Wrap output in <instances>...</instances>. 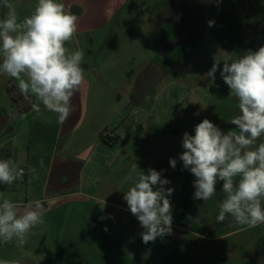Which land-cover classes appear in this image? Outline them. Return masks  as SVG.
I'll return each instance as SVG.
<instances>
[{
    "label": "rangeland",
    "instance_id": "1",
    "mask_svg": "<svg viewBox=\"0 0 264 264\" xmlns=\"http://www.w3.org/2000/svg\"><path fill=\"white\" fill-rule=\"evenodd\" d=\"M127 1V7L118 10L112 20L92 23H100L104 28L91 38L89 45L83 48L78 35L66 45L69 50L79 48L85 52L82 66L85 78L93 81L91 93L114 95L111 98L117 113L102 117L103 128L99 132L110 145L105 142L89 150V154L94 152L89 162L87 156L77 158L83 159L81 172V164H56L51 183L58 191L44 195L47 166L54 159L73 161L85 151L83 145H75L76 152L71 155L65 137L57 136V120L46 119L36 111L23 114L14 131L0 140V149L8 143L12 160L21 168L26 169L27 162L33 161L36 171L31 180H17L9 187H19L24 201L43 199L45 221L27 234L23 246L16 240L0 242V261L8 264H264V224L248 228L230 216L224 222H217L218 206L225 196L222 182L217 184V192L209 201L193 199L195 177L183 169L179 160L183 133L194 135L195 125L203 119H209L224 132L235 128L230 120L238 114V101L229 96L219 70L214 83L201 77L211 69L218 49L242 55L249 49L255 51L264 46V0ZM10 2L23 19L33 11L37 0ZM91 11L95 12L96 7ZM6 13L7 9L0 8V18ZM210 20L214 21L212 27L208 26ZM166 40L169 44H165ZM186 46L189 51L199 53L200 64H204L201 72L192 73L185 65L187 62L180 55ZM161 47L172 52L169 59L163 60ZM128 48L130 54H126ZM189 51L185 58L193 53ZM124 58L129 59L124 62ZM150 60L161 67L159 74L151 68L146 70L147 66L144 69ZM176 62L181 65L175 66ZM124 64H129L128 68ZM1 78L0 95L4 86ZM128 93L136 101L122 110ZM38 107L39 111L46 110L42 104ZM47 121L49 127L45 125ZM115 127L125 141L120 139L115 144L117 140L111 137ZM41 130L48 133L40 143L37 134ZM261 142L264 136L256 146ZM170 158L177 159L175 169L169 164ZM133 164L145 174L149 167L163 170L162 178L171 181L165 188L174 189L169 197L172 234L148 244L142 242L140 233L144 229L123 199L130 185L122 181Z\"/></svg>",
    "mask_w": 264,
    "mask_h": 264
},
{
    "label": "clouds",
    "instance_id": "2",
    "mask_svg": "<svg viewBox=\"0 0 264 264\" xmlns=\"http://www.w3.org/2000/svg\"><path fill=\"white\" fill-rule=\"evenodd\" d=\"M0 8L7 9L0 18V77L15 79L27 103L39 111L33 104L35 98L63 124L73 112V97L85 83V52L66 47L76 37L78 16L61 0H37L33 11L23 19L10 0H0ZM213 25L214 21H208L209 27ZM218 70L229 96L238 101V114L230 120L235 128L224 132L203 119L195 125L194 135L183 133L179 160L195 177L193 199L209 201L222 182L225 196L218 206L217 222L230 216L237 224L254 228L264 224V142L256 146L264 136V46L242 55L218 49L211 69L201 78L214 83ZM169 164L175 169L177 159L170 158ZM29 171L35 173L36 169ZM161 171L149 167L145 174L133 164L122 181L130 185L123 199L144 229L140 235L145 244L172 234L169 197L174 189L165 188L171 181L162 178ZM23 177L24 169L15 161L0 158V184L12 185ZM43 210L39 199L21 207L0 198V242L16 240L23 246L27 234L44 224Z\"/></svg>",
    "mask_w": 264,
    "mask_h": 264
},
{
    "label": "crops",
    "instance_id": "3",
    "mask_svg": "<svg viewBox=\"0 0 264 264\" xmlns=\"http://www.w3.org/2000/svg\"><path fill=\"white\" fill-rule=\"evenodd\" d=\"M62 3L65 4L66 9L71 11L73 14L77 15L78 20V31L77 34L80 38V44H83V48L86 45H89V42L91 41V38L96 36V33L100 30H102L104 27H101L100 23L93 24L94 22H101L103 21H109L112 20L114 14L120 10L124 9L128 5L127 0H61ZM92 7H96L95 12H90ZM101 10H100V9ZM97 10H100L98 13ZM104 11H106V15L104 14ZM107 19V20H106ZM107 21V22H108ZM165 44H169V41L166 40ZM171 43V42H170ZM113 45V44H112ZM162 46V45H160ZM117 49V47L115 48ZM117 52H120V48L117 49ZM131 53V48H128L126 54ZM161 57L164 58L163 60L169 59L171 57L172 52H169L165 50L164 48H160ZM129 58H124L122 61L127 62ZM144 65L146 70L149 68L152 69L155 73L161 72V67L157 65L156 63L147 62ZM129 64H124V67L128 68ZM96 70V69H95ZM93 83V81H91ZM89 80L85 78V83L82 86L81 90L73 97L72 99V106H73V112L71 116L63 123L60 124L56 121V133L58 137H65L66 144H68V148L72 150L71 155L75 154V149L77 144H82L83 148H85V151H81L74 159L71 160H65V159H54L53 162L50 163V165L47 166V172H46V178L43 184V194H52L57 192L58 190L54 187V184L51 183L52 176L55 171V165L59 164L62 165L64 163L73 162L74 165L81 164L80 166V172L83 169V159L78 160L77 158H81L82 156H87L86 161H91V155L94 154V152H90L89 150L98 148L105 144V142L102 140L101 135H99V132L101 130V126L103 128V120L102 117L104 115H112L115 112L116 105H114V99L113 94L109 95H98L91 93V83ZM128 90V88L126 89ZM145 95L143 96V98ZM142 99V97L140 98ZM136 101L135 96L132 94H129L126 96L124 104L121 105L122 110L127 109L131 103H134ZM39 102L35 101V105L38 106ZM127 106V108H126ZM36 111L34 108H32L30 111L24 113L29 114L31 112ZM37 115L38 113L41 114L42 117L46 119L57 120L56 114L51 113L47 110L43 111H36ZM40 116V115H39ZM108 122H106L107 126ZM45 125H50V121H47ZM14 131V130H13ZM38 141L41 143L45 140V136L48 133L45 130H41L38 132ZM45 137V138H44ZM113 139H115V144L122 139L119 135V132L117 130V127H115V134L111 136ZM125 141V138H123ZM122 139V140H123ZM85 154V155H84ZM97 161V159H96ZM24 169L26 171V174L24 175L23 179L28 181V179L31 178L32 172L29 171V169L33 168V161L29 160L27 162V166ZM31 180V179H30ZM0 189H2L1 193L3 196L0 198H7L15 203H17L19 206H23L29 201H24L22 193L23 191L19 187H9V185L0 184ZM28 193V192H26ZM43 200V199H41Z\"/></svg>",
    "mask_w": 264,
    "mask_h": 264
},
{
    "label": "flooded vegetation",
    "instance_id": "4",
    "mask_svg": "<svg viewBox=\"0 0 264 264\" xmlns=\"http://www.w3.org/2000/svg\"><path fill=\"white\" fill-rule=\"evenodd\" d=\"M187 47V46H186ZM188 47L183 50L180 56L184 57V62L189 71L193 72H201L204 64H200L202 59L199 57V53L191 50L189 58H185L188 53ZM197 53V55L195 54ZM195 54V55H194ZM192 55V56H191ZM199 57V58H198ZM175 66H179L178 62L173 63ZM176 67V68H177ZM1 78V77H0ZM4 82V86L2 89V94L0 95V117H5V123L3 125V133L11 132L16 127V122L19 118L26 112L30 111L33 106L32 104L27 103L22 96H20L18 88H17V81L15 79H11L5 77L4 79L1 78ZM5 80V81H4ZM35 98H33V104H35Z\"/></svg>",
    "mask_w": 264,
    "mask_h": 264
},
{
    "label": "trees",
    "instance_id": "5",
    "mask_svg": "<svg viewBox=\"0 0 264 264\" xmlns=\"http://www.w3.org/2000/svg\"><path fill=\"white\" fill-rule=\"evenodd\" d=\"M104 142H106L107 144L110 145V142L104 140ZM0 158H4V159H12V150L10 148V145L7 143L5 144L1 149H0Z\"/></svg>",
    "mask_w": 264,
    "mask_h": 264
},
{
    "label": "water",
    "instance_id": "6",
    "mask_svg": "<svg viewBox=\"0 0 264 264\" xmlns=\"http://www.w3.org/2000/svg\"><path fill=\"white\" fill-rule=\"evenodd\" d=\"M6 118L5 117H0V140L4 139L7 135L11 134V132H4L3 133V125L5 123ZM17 123V122H16Z\"/></svg>",
    "mask_w": 264,
    "mask_h": 264
},
{
    "label": "built area",
    "instance_id": "7",
    "mask_svg": "<svg viewBox=\"0 0 264 264\" xmlns=\"http://www.w3.org/2000/svg\"><path fill=\"white\" fill-rule=\"evenodd\" d=\"M26 174V171L24 170V175Z\"/></svg>",
    "mask_w": 264,
    "mask_h": 264
}]
</instances>
